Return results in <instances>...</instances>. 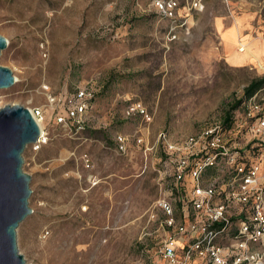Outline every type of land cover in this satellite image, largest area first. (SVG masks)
Wrapping results in <instances>:
<instances>
[{
    "label": "rangeland",
    "instance_id": "1",
    "mask_svg": "<svg viewBox=\"0 0 264 264\" xmlns=\"http://www.w3.org/2000/svg\"><path fill=\"white\" fill-rule=\"evenodd\" d=\"M172 2L169 12L166 0L165 11L153 0H0V36L8 42L0 66L15 79L0 90V108L42 109L47 138L22 155L32 213L17 244L28 264H168L159 254L166 230L157 202L171 200L177 222L184 217L159 134L178 143L220 124L264 75V0ZM86 87L95 97L82 128L59 125L66 109L49 97ZM132 104L148 118L127 117ZM243 104L225 138L249 155ZM118 135L127 138L125 153ZM223 169L217 186L226 190L231 175ZM259 176L264 185V168ZM236 224L220 244L228 245ZM250 251L259 257L244 264H264L262 243Z\"/></svg>",
    "mask_w": 264,
    "mask_h": 264
},
{
    "label": "built area",
    "instance_id": "2",
    "mask_svg": "<svg viewBox=\"0 0 264 264\" xmlns=\"http://www.w3.org/2000/svg\"><path fill=\"white\" fill-rule=\"evenodd\" d=\"M166 1L170 12L175 3ZM153 2L165 11V0ZM94 97L95 90L86 87L63 99L49 97V103L66 109V118L56 119L59 125L67 126L70 121V125L80 129L84 125L83 114L91 107ZM243 106L244 121L248 123L244 128L251 136L249 155L229 146L225 136L230 131L222 128V121L178 143L169 142L165 134L158 136L164 146L165 161L172 168V191L177 194L184 217L182 222H177L171 200L165 198L157 202L163 215L160 226L166 230L159 254L168 264H193L195 260H201L203 264H244L253 255L259 257L250 250L255 244L264 246V185L260 184L259 176L260 169L264 168V87ZM29 111L37 124L43 123L42 109ZM133 114L147 117L140 105L126 107L125 115L130 117ZM46 141L42 130L37 141L30 146L37 151ZM126 141L125 136L115 137L119 152H126ZM136 142L141 143V139L137 138ZM83 162L86 168H90L86 156ZM224 167L231 178L228 189L221 190L217 186L216 174L223 172ZM232 205L237 206V212L230 213ZM154 217L151 214L150 219ZM234 220L237 222L234 236L224 246L219 240L229 233Z\"/></svg>",
    "mask_w": 264,
    "mask_h": 264
},
{
    "label": "water",
    "instance_id": "3",
    "mask_svg": "<svg viewBox=\"0 0 264 264\" xmlns=\"http://www.w3.org/2000/svg\"><path fill=\"white\" fill-rule=\"evenodd\" d=\"M8 46L0 36V54ZM15 84L12 72L0 66V90ZM40 134L27 108H0V264H28L17 244V229L32 213L29 207L31 177L23 170V152Z\"/></svg>",
    "mask_w": 264,
    "mask_h": 264
},
{
    "label": "trees",
    "instance_id": "4",
    "mask_svg": "<svg viewBox=\"0 0 264 264\" xmlns=\"http://www.w3.org/2000/svg\"><path fill=\"white\" fill-rule=\"evenodd\" d=\"M264 87V75L258 79L252 80L243 90V97L235 101L230 109L225 114L222 120V128L224 130H230L232 128V112L238 109L241 103L252 98L259 90Z\"/></svg>",
    "mask_w": 264,
    "mask_h": 264
},
{
    "label": "bare ground",
    "instance_id": "5",
    "mask_svg": "<svg viewBox=\"0 0 264 264\" xmlns=\"http://www.w3.org/2000/svg\"><path fill=\"white\" fill-rule=\"evenodd\" d=\"M41 123H38V127H39V130L41 132V126H40ZM113 197V196H112Z\"/></svg>",
    "mask_w": 264,
    "mask_h": 264
}]
</instances>
